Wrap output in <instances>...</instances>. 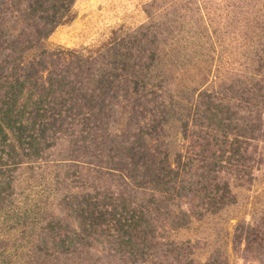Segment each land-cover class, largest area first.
Listing matches in <instances>:
<instances>
[{
  "label": "rangeland",
  "instance_id": "1",
  "mask_svg": "<svg viewBox=\"0 0 264 264\" xmlns=\"http://www.w3.org/2000/svg\"><path fill=\"white\" fill-rule=\"evenodd\" d=\"M0 264H264V0H0Z\"/></svg>",
  "mask_w": 264,
  "mask_h": 264
}]
</instances>
